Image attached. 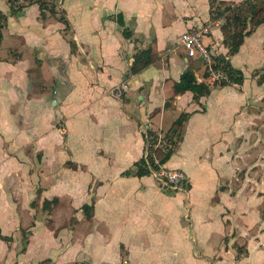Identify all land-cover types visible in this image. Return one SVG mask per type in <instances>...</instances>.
Segmentation results:
<instances>
[{"label":"crops","instance_id":"1","mask_svg":"<svg viewBox=\"0 0 264 264\" xmlns=\"http://www.w3.org/2000/svg\"><path fill=\"white\" fill-rule=\"evenodd\" d=\"M262 1L0 0V264L264 263V22L221 31ZM198 27L241 82L185 56ZM157 147L183 189L136 174Z\"/></svg>","mask_w":264,"mask_h":264},{"label":"trees","instance_id":"2","mask_svg":"<svg viewBox=\"0 0 264 264\" xmlns=\"http://www.w3.org/2000/svg\"><path fill=\"white\" fill-rule=\"evenodd\" d=\"M250 13L247 16H242V22L240 23V10H236L234 13V21L233 24L229 23V17H226V20L221 25V31L223 34V44L228 48V52L233 53L239 44H241L242 39L245 34L249 33V31L244 33V30L247 28V24L250 25V27L257 26L264 22V0L261 2L260 5H254L251 4L250 7ZM230 11V7L226 6L222 10L216 11L215 15L217 17L222 16L225 12ZM218 60L224 61L223 56H217ZM152 57L150 56V51H142L139 55L135 58V66L133 70H138L140 67L139 65H145L149 62H151ZM225 68L229 72L228 80L222 81L221 85H232L238 82L242 81L241 73H238L237 71L233 70L229 64L225 61ZM176 91H186L189 90L193 92L195 97L197 98L200 95L208 94L209 89L207 85L203 83H198L196 81V78L194 76V73L191 70H185L181 76L180 81L175 84ZM187 115L181 114L172 124L170 129V134L165 136V138H169V140L173 141V136L175 133H177L178 128L181 126V124L186 120ZM148 135L151 137L154 135L152 132H148ZM172 152L171 148H168L166 150L162 148H155L153 150L154 158L158 161V163L155 162L154 158L149 156L147 159H142L141 161L136 163V174L137 175H143L148 172H151L154 169H158L160 166L164 164L168 158L170 157ZM183 187H185V182L183 183ZM84 264V263H82ZM264 264V263H263Z\"/></svg>","mask_w":264,"mask_h":264},{"label":"built area","instance_id":"3","mask_svg":"<svg viewBox=\"0 0 264 264\" xmlns=\"http://www.w3.org/2000/svg\"><path fill=\"white\" fill-rule=\"evenodd\" d=\"M207 32V27H198L195 30L184 31L179 36L180 45L183 47L187 58L203 61L206 70L209 72L208 78L212 83L228 80L229 72L225 68V61L214 58L209 46L203 41V37ZM152 173L156 181L164 188L171 190L183 189V183L186 181V176L180 169L159 167L152 170ZM260 244L264 250V241Z\"/></svg>","mask_w":264,"mask_h":264},{"label":"rangeland","instance_id":"4","mask_svg":"<svg viewBox=\"0 0 264 264\" xmlns=\"http://www.w3.org/2000/svg\"><path fill=\"white\" fill-rule=\"evenodd\" d=\"M249 7H250V5L248 6V5H240V7H238V6H236V7H232V11L230 12V13H234L235 11H233V10H240V23L242 22V16H247V15H249V13H250V9H249ZM229 17V16H228ZM215 56H218V54H216V53H213ZM207 74L209 75V72L207 71ZM222 81H226V80H220V81H215V82H213L214 84H216V85H221V82ZM170 123L171 122H169V123H167V125H165L164 126V132L168 129V127L170 126ZM264 241V240H263ZM261 243V242H260ZM259 243V247L261 248V244ZM262 249V248H261Z\"/></svg>","mask_w":264,"mask_h":264}]
</instances>
